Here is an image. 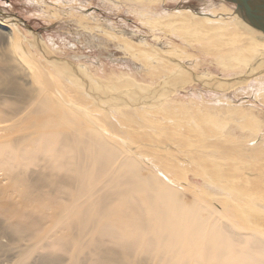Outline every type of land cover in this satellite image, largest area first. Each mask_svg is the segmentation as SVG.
I'll return each mask as SVG.
<instances>
[{
	"label": "bare ground",
	"instance_id": "bare-ground-1",
	"mask_svg": "<svg viewBox=\"0 0 264 264\" xmlns=\"http://www.w3.org/2000/svg\"><path fill=\"white\" fill-rule=\"evenodd\" d=\"M162 1L103 0V4L125 5L146 18L149 13L156 16L153 6ZM222 2L207 5V12H193L191 29L210 31L229 52L260 61L248 66L244 74L226 79L196 74L178 60L180 52L167 49L159 66H149L147 71L156 78L171 69L172 77L187 73V78L218 91L264 72V31L231 13L232 8ZM0 27V264H264V249L254 243L262 234L243 229L231 205L217 200L200 204L193 196L190 202L184 201L188 186L178 178L181 170L190 169L192 157L172 146L164 149L173 144L167 139L175 138H163L166 146H162L158 138L150 142L141 136L138 143L142 145L133 150L131 141L125 140L137 131L119 139L116 128L104 127L101 119L79 107L80 101L77 106L71 100L85 99L80 97L82 92L73 90L74 97L69 98L68 91H62L58 81L24 53L15 57L8 46L4 48L1 41L9 43L19 31L2 18ZM50 60L72 79L81 71L72 68V73L68 64ZM116 82L120 88L142 87L129 78ZM148 92L136 100L131 96L128 104H141L140 109L159 107L144 113L123 108L116 112V124L134 122L143 127L144 122L152 124L151 117L157 123L163 120L164 110L175 109L162 107L163 102ZM260 97L264 102V93ZM91 106L94 113L110 119ZM237 108L228 105L215 110L235 116L241 111Z\"/></svg>",
	"mask_w": 264,
	"mask_h": 264
},
{
	"label": "rangeland",
	"instance_id": "rangeland-1",
	"mask_svg": "<svg viewBox=\"0 0 264 264\" xmlns=\"http://www.w3.org/2000/svg\"><path fill=\"white\" fill-rule=\"evenodd\" d=\"M222 1L164 0L153 6L156 16L149 13L145 18L125 5L106 6L103 0H0V20H7L19 31V34L16 31L12 35L9 43L5 40L1 42L15 57L24 53L28 60L35 62L47 76L58 81L62 91H68L69 98L74 97L76 90L82 92L80 97L85 99L74 97L76 100H71L87 114L99 121L101 119L104 127L116 128L119 139L137 131L133 138L125 140L126 143L131 141L128 144L132 149L135 147L136 150L141 144L138 143L142 142L141 136L150 142L158 138L160 144L165 138H175L167 139L173 144L164 149H171L172 146V150L173 147L182 149L192 157L188 164L190 169L181 170L178 178L188 186L184 201L190 202L193 196L197 203L215 204L217 200L218 203L231 205L234 212L237 210L235 213L243 229L262 234L254 243L264 249V102L260 97L264 93V72L223 91L201 86L187 78V73L172 77V69L160 78L149 73L151 67L159 66L158 60H162L161 55L168 54L167 49L180 52L182 55L178 60L181 59L183 66L193 69L196 74L226 79L244 74L248 66L260 61H252L238 52H229L227 45L210 31L191 29L190 16L193 12H207L208 6H217ZM222 3L236 14L231 3ZM2 31L9 36L4 28ZM52 57L60 60L57 62H62L61 66H64L63 62L68 64L72 73V68L80 69L79 74L76 73L78 80L56 69L58 67L53 66L56 62L50 60ZM172 62L175 63V60ZM147 69H150L149 72ZM126 78L135 80L142 87H137L138 91L129 84L120 88L116 81ZM148 90L159 102H163L162 107L172 105L175 109L164 110V118L160 122L156 123L151 117L152 124L144 122L147 125L143 127L134 122L130 125L116 124L119 120L116 112L123 108L131 112L135 108L138 109L136 112L144 113L151 107H159L157 104L140 109L137 106L141 104H128L133 101L131 96L136 100ZM176 103L182 108L175 107ZM228 105L241 111L231 116L215 110ZM88 106L100 108L110 119L103 114H100L101 118ZM103 117L107 118L106 124ZM113 118L114 123L110 121ZM134 118L131 117V120ZM162 146H166V141ZM227 172L233 173L236 178L239 175V183H235L236 178L229 177ZM248 180H251L249 184Z\"/></svg>",
	"mask_w": 264,
	"mask_h": 264
},
{
	"label": "water",
	"instance_id": "water-1",
	"mask_svg": "<svg viewBox=\"0 0 264 264\" xmlns=\"http://www.w3.org/2000/svg\"><path fill=\"white\" fill-rule=\"evenodd\" d=\"M234 5L236 14L264 31V0H224Z\"/></svg>",
	"mask_w": 264,
	"mask_h": 264
}]
</instances>
